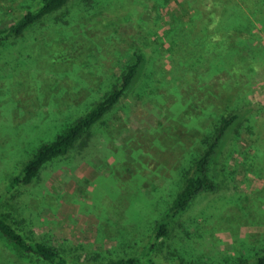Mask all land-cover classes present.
Instances as JSON below:
<instances>
[{
    "label": "rangeland",
    "instance_id": "374dc122",
    "mask_svg": "<svg viewBox=\"0 0 264 264\" xmlns=\"http://www.w3.org/2000/svg\"><path fill=\"white\" fill-rule=\"evenodd\" d=\"M37 1L11 0L8 5L0 0V26ZM107 1L110 5L103 7L108 8L91 20L90 4L81 10L82 2L72 0L63 15L68 22L58 25L47 17L22 37L0 45V190L38 144L53 139L107 90L131 44L149 57L151 74L146 68L132 92L142 93L141 100L134 108V99L126 98L96 126L95 149L89 146L83 156L73 149L56 158L32 184L17 186L0 203V211L9 212L32 238L59 245L71 259L97 252L102 259L121 255L132 230L141 239L151 231L160 213L148 210L155 198L159 204L170 199L173 164L185 160L183 150L174 155L172 146L186 140L189 149L197 146L202 128L196 129V138L180 133L191 125L193 112L178 119L177 93L193 109L201 92L192 71L181 66L178 35L173 41V36L165 37L172 25H187L194 3ZM146 12L157 20L146 18ZM140 19L155 25L154 31L146 32ZM256 45L264 49V33ZM250 86L247 102L258 117L250 150H245L248 139L230 140L216 169L222 187L199 194L173 218L168 235L155 242L151 256L156 261L229 264L237 255L252 258L264 248V65L252 75ZM191 91L193 97L188 96ZM162 128L160 139L167 147L156 153L151 140ZM164 161L172 167H161ZM124 208L140 213L130 219ZM152 239L148 232L134 246L141 250ZM0 264L45 263L19 257L0 234Z\"/></svg>",
    "mask_w": 264,
    "mask_h": 264
},
{
    "label": "trees",
    "instance_id": "16d2710c",
    "mask_svg": "<svg viewBox=\"0 0 264 264\" xmlns=\"http://www.w3.org/2000/svg\"><path fill=\"white\" fill-rule=\"evenodd\" d=\"M6 1L9 5L11 0ZM70 1L72 0H38L36 5L29 6L14 20L0 26V45L9 39L22 37L32 25L42 22L47 17L52 16L58 25L68 22L63 15L67 14L65 9ZM80 1L81 10L83 6L90 4L91 20L103 13L105 9L100 10L101 8L110 5V1L107 0ZM153 1L147 4H152ZM157 1L166 2V0H155ZM191 2L194 3V8L190 21L187 25L180 24L181 27L172 25L165 32V37L173 36L174 38L170 39L173 41L178 35V43L182 44L179 52L183 57L181 66L192 71L193 80L199 84L201 92L199 103L193 101V109H189L188 105L183 103L184 97L182 101L181 95L177 93L179 99H176V106L181 110L178 119L182 117L184 121L190 110L193 112L189 115L191 125L185 130L180 129V133L185 131V137H189L191 133V138H196L198 132L196 129L201 125L202 128L197 134V146H191L189 149L187 140L186 144L184 141L174 142L172 146L174 155L176 151L183 150L182 155L185 160L173 164L172 169L175 173L172 177L170 199L164 204H159L157 202L159 199L155 198L152 209L144 204V209L157 210L160 213V217L155 220L156 225L151 231L147 230L142 239L140 233L136 234L134 232L136 230H132L131 236L134 238L127 236L128 240L123 242V247L127 250L121 255L102 259L99 257L101 253L97 252L80 260L74 257L71 259L59 245L32 238L17 225L9 212L2 210L0 234L16 251V255L35 257L45 264H164L151 256L155 242L168 235L173 218L185 211L196 196L204 192H216L222 187L216 169L230 140L248 139V147L245 150H250L251 135L256 133L258 117L247 100L251 91L252 75L264 65V49L256 45L264 33V0H191ZM104 5L107 6L103 7ZM117 6L119 5L114 7ZM145 15L149 20L151 18L157 20L149 12ZM151 26L155 25L149 26L144 22L143 27L146 32L154 31L155 28ZM148 61L147 52L142 47L131 44L127 50L126 60L120 65V72L114 76L107 90L95 98L91 107H87L84 113L73 118L53 139L41 142L33 149L20 171L10 175L4 190H0V203L17 186L32 184L39 178L43 169L56 158L66 156L73 149L82 156L87 153L89 146L90 149H95L93 137L96 126L104 123L106 117L126 98L134 99V103L131 104L134 108L141 100L142 93L132 94V92L146 68V74H151V67H147ZM217 85L221 86V89ZM192 91L188 96L193 97L196 94ZM144 122L150 124L148 121ZM164 129L158 130L155 140L154 137L151 140V143L155 144L156 153L161 151V148L167 147L160 139V133ZM185 148H187L186 152ZM255 148L259 154L257 147ZM160 166L167 169L172 167L168 161L162 162ZM124 213L132 219V214L140 212H129L124 208ZM148 232L153 239L143 245L141 250L136 249L134 245L142 241ZM229 261V264H264V248L256 252L252 258L240 254ZM179 264L190 263L181 261Z\"/></svg>",
    "mask_w": 264,
    "mask_h": 264
}]
</instances>
